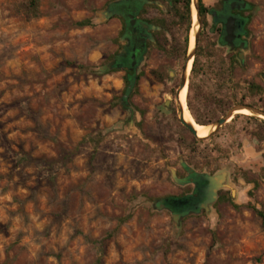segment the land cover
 I'll list each match as a JSON object with an SVG mask.
<instances>
[{
  "label": "rangeland",
  "instance_id": "rangeland-1",
  "mask_svg": "<svg viewBox=\"0 0 264 264\" xmlns=\"http://www.w3.org/2000/svg\"><path fill=\"white\" fill-rule=\"evenodd\" d=\"M112 1L0 0V264H264V118L236 110L206 138L179 122L192 4L190 22L179 3L144 7L161 29L126 93L108 69L126 43ZM244 1L243 49L209 14L197 24L183 101L199 126L264 112V0ZM187 167L225 181L172 214L160 199L190 192Z\"/></svg>",
  "mask_w": 264,
  "mask_h": 264
},
{
  "label": "flooded vegetation",
  "instance_id": "flooded-vegetation-1",
  "mask_svg": "<svg viewBox=\"0 0 264 264\" xmlns=\"http://www.w3.org/2000/svg\"><path fill=\"white\" fill-rule=\"evenodd\" d=\"M159 1L160 0H114L108 4V12L110 14H113L117 18L121 19L122 22L121 25V29L123 31L122 38H124L123 40L126 41V43L123 46L122 50L120 51V54L130 53L129 63L127 60H125L124 61L125 64L120 66V68L124 72V76H126L128 72L134 77L138 76L137 74L138 69L140 63L142 62L141 55L144 52V50H146V44L148 42L153 41L155 34L159 32L161 29L159 26L155 25L150 21L151 16L149 11L143 13L144 7L146 8L148 5H155L159 8L160 7ZM177 1L178 0H163V2L168 6L176 5ZM220 2H224V1L220 0ZM201 3L205 5L202 2V0ZM228 4L230 11H237L240 8H243L241 6L242 4L239 5L237 0H229ZM130 14L132 15V18L129 17ZM229 15H232L235 18V27H234L235 37L232 39L230 43L225 42L224 41L225 31H224L222 36L223 41L225 42V45L231 49L234 48L243 49L235 45L237 37H236V17L234 16V14H228L227 16H225L223 21V26L226 18ZM221 25L222 24L217 25L219 26L218 31H220ZM212 26H213V20H212ZM239 55L241 54L239 53ZM124 84L125 87L128 89L131 87L129 82H126L125 80H124ZM127 95L128 94L126 93L124 94V100L122 99L123 104L125 99L127 98ZM159 105L161 109L165 111L168 110V106L170 105V102L166 101L163 104L160 103ZM126 112L128 115L130 114L129 110H126ZM184 128L190 134H192L185 126ZM185 172L187 176L183 178L182 181H187L192 187L190 192H188L186 195H191L193 198H198L199 200L198 204L200 205V208H204L210 203L216 201L218 197L217 194L218 190L220 189V187L223 186V183L225 181L223 172L218 175H207L204 173L200 174L193 172L188 167L185 169ZM187 204L191 206L192 209L197 208L198 205L195 202L194 203L192 202L191 204H189L188 202Z\"/></svg>",
  "mask_w": 264,
  "mask_h": 264
},
{
  "label": "trees",
  "instance_id": "trees-1",
  "mask_svg": "<svg viewBox=\"0 0 264 264\" xmlns=\"http://www.w3.org/2000/svg\"><path fill=\"white\" fill-rule=\"evenodd\" d=\"M224 2H220L219 6L217 8H210V7H206L205 5H203L201 3V0H198V6H199V15L200 17L204 16V14H210L213 20V26L215 25H219L222 24L220 26V31H219V42L221 44H225V42L223 41V33H224V26H223V21L225 16H227L228 14H234V16L236 17V46L240 47V48H244L245 47V35L247 34L246 31V24L249 21V17L246 16L244 13L246 11H248L250 9V4L248 2H245L244 0H237L239 5L241 4H245L244 8H240L237 11H230L229 9V4L228 1L229 0H223ZM32 2V1H31ZM177 3L182 5V17L184 19H187L188 22H190V14H191V9H190V3L191 0H178ZM176 3V4H177ZM89 22L87 20H82V21H78L75 23V25L77 27H83L88 25ZM187 30V35L185 36V44L187 45L188 43V27L186 28ZM123 32V31H122ZM121 32L120 38L123 40V34ZM123 48V46H122ZM129 55L130 53L127 54H120V52H118L117 54L113 55L111 57V60L109 62V70L114 71V70H118L120 69V66H122L123 64H125V60L128 61L129 63ZM195 60L193 61V65H192V69L191 72L194 73V68H195ZM124 80L126 82H129V84L131 85V87L135 86L137 77L132 76L129 72L127 73V75L124 77ZM125 92L128 93L129 90L128 88L125 89ZM124 100V96L121 98ZM251 118H254L255 116H248ZM163 207L165 209H167L170 213L172 214H179V215H187L190 212H196L200 209V205L198 204V198H193L191 195H183V196H166L162 199H160ZM189 202V204H191L192 202L198 204L197 208H193L190 206L189 209L187 210H183L181 211V206L182 205H186ZM257 215L261 218V222H262V227L264 229V212L260 211V210H256Z\"/></svg>",
  "mask_w": 264,
  "mask_h": 264
},
{
  "label": "water",
  "instance_id": "water-1",
  "mask_svg": "<svg viewBox=\"0 0 264 264\" xmlns=\"http://www.w3.org/2000/svg\"><path fill=\"white\" fill-rule=\"evenodd\" d=\"M191 4L193 5L194 9H195V15H196V22L197 24H200V15H199V6H198V0H191L190 6ZM243 8L245 7V4L243 3L241 5ZM130 18H132V15H129ZM234 27H235V18L232 15H229L224 23V31H225V37H224V41L227 43H230L232 41V39L235 37L234 35ZM199 36V28L195 30L194 32V41H193V48L192 50H189V52L187 53L186 59H185V64L183 66L182 72H181V77H180V82L178 84V88L176 90V101H177V94L180 92V90L183 88V86L186 84V64L187 61L194 55V51H195V47H196V43H197V39ZM133 57V56H132ZM246 108L251 112V115H255L257 117H264V112L251 107V106H244V105H237L234 108L228 110L226 112V114L224 116H222L221 118L217 119L214 124V129L212 131H215L216 129H218L219 127H221L229 118L233 117V113L236 109H243ZM177 113H178V118L180 123L185 126L193 135L195 134L194 129L192 128L191 124H189L188 122H186L183 119V110L181 108V106L178 104L177 101ZM211 131V132H212ZM210 132V133H211Z\"/></svg>",
  "mask_w": 264,
  "mask_h": 264
},
{
  "label": "bare ground",
  "instance_id": "bare-ground-1",
  "mask_svg": "<svg viewBox=\"0 0 264 264\" xmlns=\"http://www.w3.org/2000/svg\"><path fill=\"white\" fill-rule=\"evenodd\" d=\"M192 15H193V18H192V30L190 32V42H189V50H192L193 48V41H194V32L197 28V22H196V15H195V9L192 5ZM190 67H191V58L187 61V69H186V73H188V71L190 70ZM186 85V84H185ZM185 85L183 86V88L180 90V92L177 94V101H178V104L181 106L182 110H183V119L188 122L189 124H191L192 128L194 129V132L196 135L197 138H206L210 132L214 129V125H203V126H199L198 124H196L192 119L191 117L187 114V112L185 111V108H184V95H185ZM238 110V112L242 113L244 111L245 114H248V115H251V112L246 109V108H243V109H236ZM234 111L237 112V111ZM242 111V112H241ZM262 118H264L263 116H261ZM194 134V136H195Z\"/></svg>",
  "mask_w": 264,
  "mask_h": 264
}]
</instances>
